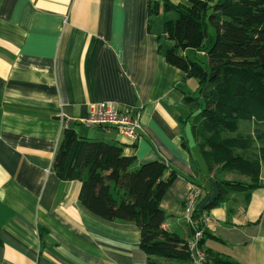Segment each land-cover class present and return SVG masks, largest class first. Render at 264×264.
<instances>
[{"label":"crops","instance_id":"0c3cea01","mask_svg":"<svg viewBox=\"0 0 264 264\" xmlns=\"http://www.w3.org/2000/svg\"><path fill=\"white\" fill-rule=\"evenodd\" d=\"M152 1L0 0V264H149L136 222L95 215L79 199L82 182L54 169L67 128L121 145L138 166L162 160L166 175L175 170L161 206L164 227L184 239L192 234L184 201L201 186L199 207L210 214L204 247L264 264V162L259 186L226 187L215 203L225 181L251 178L201 152L184 93L192 86L159 51L162 41L172 44L163 21L175 11L154 17ZM101 102L139 115L138 135L80 122ZM257 128L244 121L230 135H252L256 151Z\"/></svg>","mask_w":264,"mask_h":264},{"label":"trees","instance_id":"16d2710c","mask_svg":"<svg viewBox=\"0 0 264 264\" xmlns=\"http://www.w3.org/2000/svg\"><path fill=\"white\" fill-rule=\"evenodd\" d=\"M161 8L166 14L174 10L176 16L164 18L163 33L172 44L162 41L159 51L186 79L197 80V88L184 87V93L201 152L223 170L251 178L250 183L225 181L215 203L226 187L250 191L259 186L264 162V0H154L149 14L158 15ZM211 26L216 37L208 43ZM242 121L258 126L262 146L256 151L252 135H230ZM53 166L62 179L82 182L79 199L89 211L108 220L136 222L149 264H193L186 239L164 227L161 203L177 178L175 170L166 175L164 161L138 166L136 156L126 155L121 145L67 128ZM204 249L206 264H240Z\"/></svg>","mask_w":264,"mask_h":264},{"label":"built area","instance_id":"2783aa9c","mask_svg":"<svg viewBox=\"0 0 264 264\" xmlns=\"http://www.w3.org/2000/svg\"><path fill=\"white\" fill-rule=\"evenodd\" d=\"M85 125L100 126L102 128L116 127L121 133L136 137L137 131L142 129L139 115L130 112H121L108 102H101L93 108L90 114L80 119ZM202 189L194 185L189 191L183 207V216L192 234L186 239L193 264H206L207 255L201 245L204 230L210 221L208 209L200 208Z\"/></svg>","mask_w":264,"mask_h":264},{"label":"rangeland","instance_id":"374dc122","mask_svg":"<svg viewBox=\"0 0 264 264\" xmlns=\"http://www.w3.org/2000/svg\"><path fill=\"white\" fill-rule=\"evenodd\" d=\"M156 16H157V14L154 15V17H156ZM175 16H176V13L173 17H175ZM215 37H216V29L213 26H211L209 29V37L207 38V42L210 43V42L214 41ZM188 83H189V85L192 86L191 89L195 90V89H193V87H195L197 85V80L192 78V79H189ZM243 122L244 121H242L241 123H243ZM228 174H230V173H228ZM232 177H236V176L233 175Z\"/></svg>","mask_w":264,"mask_h":264}]
</instances>
